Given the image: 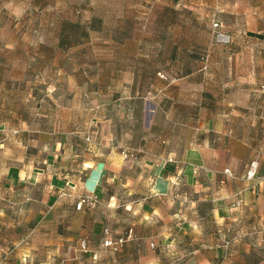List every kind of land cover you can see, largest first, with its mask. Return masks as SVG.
<instances>
[{"label":"crops","instance_id":"1","mask_svg":"<svg viewBox=\"0 0 264 264\" xmlns=\"http://www.w3.org/2000/svg\"><path fill=\"white\" fill-rule=\"evenodd\" d=\"M227 1L159 0L148 49L135 29H110L118 54L135 62L116 64L120 82L108 77L69 106L48 87L0 78V234L23 232L24 243L29 227L46 245L56 237L63 253L69 232L77 251L82 239L101 246L106 230L132 231L121 252L137 264H160L163 250L183 244L191 264H264V33L222 44L213 29L246 15L255 26L261 3ZM246 2L248 13L237 10ZM87 195L99 204L78 210Z\"/></svg>","mask_w":264,"mask_h":264},{"label":"rangeland","instance_id":"2","mask_svg":"<svg viewBox=\"0 0 264 264\" xmlns=\"http://www.w3.org/2000/svg\"><path fill=\"white\" fill-rule=\"evenodd\" d=\"M160 1L162 3L163 0ZM255 1L261 3L258 6L260 18H256L255 26L248 23L247 15L241 21L218 23L220 28L215 29L213 26L217 43H220L216 39L217 33L229 35L230 44L233 34L238 32L253 29L264 33V0H253V3ZM227 2L232 4L235 0ZM157 3L159 0H0V78L26 79L43 87V90L48 87L49 94L58 97L61 106H69L76 95L82 99L80 96L92 89L102 87L100 90H103L109 81L108 77L120 82L122 74L120 70H115V65L129 67L135 59L118 54V41L110 40L108 31L122 29L126 34L135 29L149 38L143 40L140 47L151 48L155 29L151 12L152 5ZM237 10L248 13L250 6L246 2ZM237 10L235 6L226 8L227 13ZM91 22L94 23V29L89 30L88 37L75 32V29L63 33L65 26L70 24ZM238 42L242 43V40ZM134 47L137 46L129 45V51H133ZM142 60L143 63L153 61L151 56H144ZM107 69H112V72L108 73ZM111 94L107 99H111ZM104 100L106 98L100 101L92 99L88 105L83 102L81 104L94 109ZM24 234L27 239L20 243L16 238L23 235V232H1L0 264L8 260L11 264H19L25 255L26 264H137L134 252L126 258L121 251H105L102 245L92 247L87 240L91 252L83 253L79 245L85 239L78 241L76 251L74 232L68 233L70 240L66 242L63 253L56 237L52 244L47 242L46 245L41 238L35 237L36 233L29 227ZM113 236L120 237V234L113 233ZM183 245L169 249L170 252L162 249L160 264H191L188 263L190 249ZM224 250L226 254L230 252V248Z\"/></svg>","mask_w":264,"mask_h":264},{"label":"built area","instance_id":"3","mask_svg":"<svg viewBox=\"0 0 264 264\" xmlns=\"http://www.w3.org/2000/svg\"><path fill=\"white\" fill-rule=\"evenodd\" d=\"M214 28L218 29L220 28V25L218 23H214ZM216 39L218 42L222 43V44H229L230 43V36L223 34V33H217ZM90 140V139H88ZM137 153L138 151L129 148V147H124L121 150V154L125 159H130V160H137ZM257 172H258V162L257 161H253L250 166L249 169L246 173V180L247 181H254L256 179L257 176ZM227 173H229L227 171ZM236 201L233 204L234 208H239L242 205V199L240 197L239 194H236ZM99 204V200L97 197L93 196V195H87L85 197L80 198L78 204H77V209L78 210H82L85 207H88L90 209L95 208L97 205ZM132 231H129L128 233L124 234L123 236L120 237H114L113 234L109 231L106 230L104 232V236H103V240H102V247L103 249H105V251H111V252H119L121 251L128 239L130 237H132ZM232 244V240L228 239V238H224L223 240V247L225 249L230 248ZM80 251L83 253H89L91 252L88 242L86 240H82L80 242Z\"/></svg>","mask_w":264,"mask_h":264},{"label":"trees","instance_id":"4","mask_svg":"<svg viewBox=\"0 0 264 264\" xmlns=\"http://www.w3.org/2000/svg\"><path fill=\"white\" fill-rule=\"evenodd\" d=\"M168 14H169L168 12H165V15L167 17H168ZM165 27H167V25ZM69 29L70 30L75 29V32H81L82 36L88 37L89 36V30L94 29V23L91 22L90 24H80V23L70 24L68 27L65 26V28L63 29V33L67 32V30H69Z\"/></svg>","mask_w":264,"mask_h":264}]
</instances>
